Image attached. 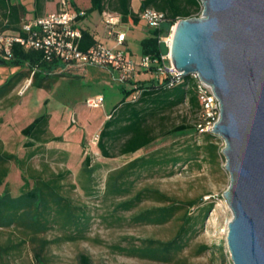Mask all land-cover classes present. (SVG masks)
<instances>
[{
	"label": "trees",
	"instance_id": "trees-1",
	"mask_svg": "<svg viewBox=\"0 0 264 264\" xmlns=\"http://www.w3.org/2000/svg\"><path fill=\"white\" fill-rule=\"evenodd\" d=\"M48 1L50 0H33L35 17L43 15L45 3ZM89 2L88 8L76 9L78 12H83L77 16V23L93 11L116 12L120 15L121 22L130 21L134 25L140 22L139 14L145 8L164 12L166 23L160 29L147 27L148 34L140 40L141 55L148 54L157 58L166 51V48L163 49L162 46L164 44L159 41V36L167 34L169 27L179 19L198 16L201 12L200 0H139L137 10L132 9L131 0H89ZM27 13L26 6L20 2L11 3L10 0H0V32L5 33L6 29H16L19 34H23L21 25L24 20L22 19ZM3 20L7 21L4 25ZM76 27L80 30V36L75 40L79 49L87 50L99 43L88 28L78 24ZM57 64H59L58 60L46 59L41 50L25 49L18 42H12L9 54L0 53V65L26 66L27 70L14 74L0 86V107L13 104L5 103L7 94L20 79L26 76H31V84L36 87L50 88L60 75L52 74ZM134 90H139L138 98L133 101L126 100ZM139 103L140 107H138ZM181 104H186L194 111V122L191 124L184 119L180 123L165 126L164 121L168 117L166 112ZM114 109L115 112L110 114L98 132L96 145L103 157L132 154L160 138L182 134L188 130L194 129L197 134L194 123L197 120L200 104L191 75L182 76L179 81L170 86L166 78L142 81L139 86L128 90ZM48 118V113L40 114L21 129V134L27 138L25 147H31L35 142L43 144L48 140H62L61 136L49 133ZM201 135L205 141L204 144L193 143L192 149L186 146L183 151L186 153L191 151L190 155L174 154L167 146H160L107 172L102 193L105 197L121 198L114 205L115 212L131 210L142 201L152 199L157 203L134 214L132 216L134 223L160 225L172 220L179 212V219L183 220L176 235L169 240L144 238L138 245L134 243L127 246L114 245L113 249L119 253L155 261H170L184 249L190 237L195 234V225L199 219L193 218L195 220L190 223L192 218L188 214V209L196 205L201 197L179 200L157 187L145 186L133 193L132 189L143 173L148 172L149 175H153L156 170L167 168L166 175H169L177 163L196 160L199 155L203 157L204 146L210 150L212 157H215L217 146L211 142L215 135L211 133ZM114 145L115 152L112 151ZM33 155L32 151L26 157H19L5 150L0 139V187H3L0 191V228L13 225V228L28 237L15 243L8 242L1 247V251L15 249L27 241L35 242L33 247L35 257L38 261H43L42 254L48 244L85 239L90 227L88 223L91 224L93 217L87 205L76 204L61 190L63 186L61 181L67 178L71 173L70 170L48 171L45 163L42 164L43 168H36L30 163ZM90 161V155L85 154L80 168L86 174H84V187L95 180ZM10 163L17 166L22 179L20 192L16 196L11 195L6 181L10 173ZM210 207L211 204L200 215L201 221ZM84 224L86 225L83 226ZM54 228L60 229L62 234L52 239L41 236L42 233ZM206 249L207 246L201 244L197 253ZM80 259L82 264L90 262L86 254H81Z\"/></svg>",
	"mask_w": 264,
	"mask_h": 264
},
{
	"label": "rangeland",
	"instance_id": "rangeland-1",
	"mask_svg": "<svg viewBox=\"0 0 264 264\" xmlns=\"http://www.w3.org/2000/svg\"><path fill=\"white\" fill-rule=\"evenodd\" d=\"M20 1L28 8L29 16H31L33 0ZM67 1L71 4V0ZM76 1L78 2L76 5L81 9L89 4V0ZM59 2L60 0L46 2L43 13L55 11ZM138 3L139 0H131L133 10H137ZM81 23L94 35L98 32L99 36L103 37L106 28L102 22L101 13L93 11ZM127 24L131 25L130 28L133 29H128ZM118 25L117 28L127 30L129 48L139 52V41L148 34L145 23L140 20L137 25L130 21L126 24L120 22ZM162 46L163 49L166 48L164 45ZM16 69L15 66L0 65V85L15 73ZM64 73H67L68 76L60 78L51 90L30 87L22 96L17 95L15 105L1 108L0 137L4 140V148L19 157H26L33 151L34 155L31 157L30 163L36 168H43L42 164L45 163L48 171L70 170L71 173L67 178L61 181L63 183L61 190L76 204H85L89 207L93 218L91 224L88 223L90 227L86 233L87 237L74 241L50 243L42 254L44 260L38 261L33 249L35 242L27 241L15 249L1 251V247L8 242L15 243L22 238H28L13 228V225L8 228L1 227L0 264H82L81 254H86L89 257V264H225L228 249L226 243L227 222L231 217V212L222 196L229 183V176L224 168V157L221 153L223 140L218 136L211 140L217 146L215 157H212L210 150L204 146L203 157L199 155L196 160L177 163L169 175H166L167 168L156 170L153 175H149L148 172L143 173L136 180L132 189L133 193L145 186L157 187L179 200L201 197L196 205L188 209V214L192 218L190 223L195 220L193 218L199 219L195 225V234L190 237L184 249L170 261L142 259L119 253L113 249L114 245L127 246L130 243L138 245L144 238L171 239L176 235L183 220L179 219V212L172 220L160 225L134 223L132 221L134 214L157 203L152 199L142 201L131 210L115 212L114 205L121 198L105 197L102 193L107 172L160 146H167L174 154L182 153L187 156L191 151L183 152L186 146H190L192 149L193 143L204 144L205 141L202 139V135H197L193 129L182 134H172L160 138L141 151L126 157H103L96 143L93 142V137L98 132L91 133L92 128L89 127L87 121H84L85 124L84 122L81 124L79 122L81 117L74 116L77 112L75 110H99L101 115L105 116V112H108L120 99V87L123 83L114 79L110 71L103 66L85 65L80 69L77 77L72 76L71 72ZM124 84L125 88L129 90L134 87L130 82ZM28 85L29 81L17 90L23 91V88ZM97 95H103V106L99 109L87 107L86 99ZM43 113L51 114L50 129L54 135L62 136L64 140L49 143L42 146L41 149L31 150V148L24 147L20 128ZM166 114L168 117L165 119L164 125L167 127L180 123L184 119L191 124L194 122V111L186 104H181ZM72 117L74 118L72 119ZM81 126L84 131L88 132L84 145H80L77 141L82 131L79 129ZM115 150L116 146L112 147V151L115 152ZM85 154L90 155V164L95 179L87 184V188L83 186L85 172L80 169ZM9 168L10 173L6 181L11 195L16 196L19 194L22 184L21 174L14 163H10ZM2 188L1 186L0 191ZM210 204L211 207L201 221L200 215ZM61 234L60 229L54 228L42 233L41 236L52 239ZM201 244L206 245L207 249L197 253Z\"/></svg>",
	"mask_w": 264,
	"mask_h": 264
},
{
	"label": "water",
	"instance_id": "water-1",
	"mask_svg": "<svg viewBox=\"0 0 264 264\" xmlns=\"http://www.w3.org/2000/svg\"><path fill=\"white\" fill-rule=\"evenodd\" d=\"M179 19L170 58L181 75L212 87L220 114L212 133L229 183L226 243L233 264H264V0H200ZM177 74V75H179Z\"/></svg>",
	"mask_w": 264,
	"mask_h": 264
},
{
	"label": "built area",
	"instance_id": "built-area-1",
	"mask_svg": "<svg viewBox=\"0 0 264 264\" xmlns=\"http://www.w3.org/2000/svg\"><path fill=\"white\" fill-rule=\"evenodd\" d=\"M82 13L75 10L67 0H60L55 11L24 20L21 25L23 34L0 32V53L9 54L12 42H18L25 49L41 50L46 59L55 58L66 64L110 67L117 72V80L121 82L129 80L137 67L151 70L158 79L166 78L169 86L182 78L183 75L173 66L169 53L171 34L176 22L169 27L168 34L159 36V41L164 44L167 51L161 53L159 58L145 54L138 60H133L123 48L108 47L100 42L87 50L79 49L75 41L80 36V30L76 27L78 24L76 18ZM139 16L149 28L160 29L166 23L165 13L154 8H145ZM101 19L107 33L114 35L117 43L121 44L125 39V32L114 30L121 22L120 15L104 10ZM190 75L193 77L200 104L197 120L194 123L195 129L198 135L213 134V127L220 114L219 101L212 87L201 80L197 73ZM103 102V95H97L87 98L85 104L90 108H100ZM97 140L98 134L93 137V142L96 143ZM225 264H233L228 249Z\"/></svg>",
	"mask_w": 264,
	"mask_h": 264
},
{
	"label": "crops",
	"instance_id": "crops-1",
	"mask_svg": "<svg viewBox=\"0 0 264 264\" xmlns=\"http://www.w3.org/2000/svg\"><path fill=\"white\" fill-rule=\"evenodd\" d=\"M11 1V3H17V2H20V3H22L20 0H10ZM76 3H78L76 0L75 1H73V0H71V6L76 10V9H79V10H84V9H86V8H88L89 6H90V2H89V4L84 8L83 7V9H81L80 7H78L77 5H76ZM22 4H24V3H22ZM25 5V4H24ZM138 5H139V3H138ZM138 5H137V7H138ZM27 10H28V8H27ZM33 10H34V5H32V8H31V16H29L30 14L29 13H27L26 14V16H25V18H23L22 19V21L23 20H25V19H31V18H34L35 16L33 15ZM53 11V10H52ZM52 11H46V12H44L43 14H45V13H48V12H52ZM83 21V20H82ZM82 21H80V22H78V25L79 26H81V27H83L82 26ZM7 21L6 20H3V25L6 23ZM126 24V23H125ZM119 25H117V26H115V28H114V30L115 31H122V32H125V39L123 40V42L121 43V44H118L117 43V41H116V39H115V37H114V35H109L108 33H107V31L105 30V32L103 33V37L101 38L100 36H99V34H98V32L97 33H95V35H94V37L97 39V41H99L100 43H102L103 45H105V46H108V47H120V48H122V47H124L123 49L127 52V54L130 56V58H132L133 60H138V58L141 56V52H140V49H139V52H137V51H132L130 48H129V37H128V33H127V30L125 29V30H122V29H119V28H117ZM130 26L131 25H129V24H127V28L128 29H133V28H130ZM4 32L5 33H11V34H17L18 33V31H16V29H6V30H4ZM91 32V31H90ZM145 37V36H144ZM144 37H142V38H144ZM141 38V39H142ZM140 39V40H141ZM139 48H140V41H139ZM1 66H5V65H1ZM85 65H79V64H75V63H72V64H70V63H62V62H59V64H57V66L53 69V72H52V74H60V75H58V77H57V79L51 84V86H50V88H48V89H46V88H40V87H37V88H40V89H45V90H51L52 89V87H53V85L54 84H56L57 82H58V80L60 79V78H62V77H65V76H68V74L67 73H64V72H71L72 73V76H79V72H80V69H82V67H84ZM17 69H16V72L15 73H13L12 75H10L6 80H8V79H10L14 74H16V73H18V72H21V71H26L27 70V67L26 66H23V67H20V66H15ZM105 67V66H104ZM106 69H108L109 71H110V73H111V75L114 77V79H116L117 80V72L114 70V69H112V68H110V67H105ZM44 73V72H43ZM112 77V78H113ZM16 80L18 79V76L15 78ZM5 80V81H6ZM149 80H158V78H157V76L155 75V73H153L151 70H145V69H142V68H136L134 71H133V74H132V76H131V78L129 79V80H127V81H124V82H121V81H119V80H117V81H119V82H121V83H123V84H121V87H120V89H121V97H120V99H118V101L115 103V105L118 103V102H120L121 100H122V98H123V96H125V94H126V92L129 90V89H127V88H125V84L124 83H126V82H130V83H132L133 85H134V87L135 86H139L140 84H141V82L142 81H149ZM27 81H29V85L28 86H26V87H24L23 88V91H18L17 89L18 88H22V86L25 84V82H27ZM1 85H3V84H1ZM0 85V86H1ZM34 85L33 84H31V76H26V77H24V78H22V79H20L16 84H15V86L9 91V93L7 94V99H6V102L5 103H13L11 106H13V105H15V102H17L16 101V98L18 97L17 95L19 94L20 96H22L24 93H25V91L27 90V89H29L30 87H33ZM34 87H36V86H34ZM133 87V88H134ZM133 96H136V97H134L133 98ZM138 96H139V90H134L127 98H126V100H131V101H133V100H136L137 98H138ZM19 99H20V97H19ZM48 100V99H47ZM115 105H113L112 106V108L108 111V112H105V116H102L101 114V112H99V110H93V111H91V110H88V109H83V110H75V117L77 118V115L79 116V122L81 123V122H84V121H87L88 123H89V127L90 128H92V131H91V133H94V132H99L100 130H101V128L103 127V124H104V122L110 117V114H112V113H114L115 112ZM141 106V104L139 103L138 104V107H140ZM7 107H10L9 105H7V106H5V107H3V109L4 108H7ZM2 107H0V109H1ZM95 109V108H94ZM99 109V108H98ZM119 110V109H118ZM117 110V111H118ZM49 114V118H48V125H47V129H48V131H49V133L50 134H52V135H54L53 133H52V131H51V129H50V120H51V114L50 113H48ZM37 117V116H36ZM74 117H72V119H73ZM76 121H77V119H76ZM1 122H2V120H1V118H0V124H1ZM81 124H83V123H81ZM84 124H85V122H84ZM26 126V125H25ZM24 127V126H23ZM23 127H21L20 128V134H21V129L23 128ZM86 127H88V126H86ZM71 128V127H70ZM79 129H82V131H81V133H80V138L77 140L79 143H80V145H84V140L87 138L86 137V133L88 134V132H86V131H84V128L81 126V128H79ZM22 135V134H21ZM54 136H59V135H54ZM62 137V136H61ZM0 139L2 140V143H3V146H4V140L0 137ZM64 140V138L62 137V140L61 141H63ZM27 141V138L23 135V146H24V143ZM61 141H54V140H48V141H46V142H44L43 144H41V142H35V144L33 145V146H31V147H26V148H31V150H34V149H41V147L42 146H45V145H48L49 143H53V142H61ZM25 147V146H24ZM5 149V148H4ZM142 149H144V148H141V149H139V150H137L136 152H139V151H141ZM6 150V149H5ZM135 152V153H136ZM132 154H134V153H132ZM128 155H131V154H122V155H115V156H113V158H118V157H126V156H128ZM139 156V155H138ZM137 157V156H136ZM133 159V158H132ZM131 160V159H130ZM129 161V160H128ZM127 162V161H126ZM125 162V163H126ZM123 165V164H122Z\"/></svg>",
	"mask_w": 264,
	"mask_h": 264
}]
</instances>
